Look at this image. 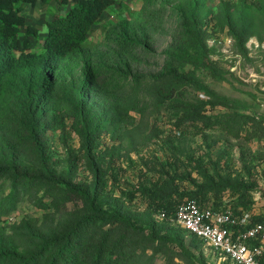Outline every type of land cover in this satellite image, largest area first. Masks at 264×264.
Wrapping results in <instances>:
<instances>
[{"label": "rangeland", "instance_id": "1", "mask_svg": "<svg viewBox=\"0 0 264 264\" xmlns=\"http://www.w3.org/2000/svg\"><path fill=\"white\" fill-rule=\"evenodd\" d=\"M122 2L106 12L87 44L106 52L108 41L102 27L115 26L120 18L130 21L131 31L137 33L142 42L140 55L133 59L131 75L139 79V85L131 78L133 83L125 91L124 104L130 121L127 124L113 122L112 108L110 111L98 108L93 113L96 125L102 129L98 132L99 145L93 153L101 160V178L105 180L104 187L98 190L99 204L111 210L117 208L144 228L149 226L150 220V228L155 227L168 239L162 246L157 244L144 253L138 251L136 264H233L207 242L175 229L155 210L162 200L175 209L181 202L193 198L198 187L216 186L217 190L210 197L206 195L205 200L216 215L234 210L236 201L242 199L241 214L237 216L240 227L264 221V6H261L264 2L196 0L207 49L211 50V57L219 68L216 72L204 67L196 70L190 64L175 67L190 79L200 81L222 100L185 85L178 87L176 95L167 98L166 93H160L164 89L162 85L152 79L167 71L169 56L184 33L191 0ZM26 8L23 14L29 24L33 20V25L44 29L43 11ZM244 33L245 51H240L237 35ZM24 35L23 32L21 39ZM31 40L32 51H37L44 36ZM163 85L166 87V83ZM28 104V99L26 103L13 97L4 99L0 160L7 154V147H17L23 166L35 170L39 165L32 145L21 144ZM65 104L60 98L49 106L45 115L49 129L44 141L52 152V163L66 176L71 165L62 143V131L57 127L65 118L68 144L79 152L73 167V182L78 188L94 193L96 174L88 155L80 152V138L71 130L74 119L68 117L70 109ZM156 188L161 190L159 201H154L153 197L152 191ZM35 198L25 196V202L5 219L12 236L13 229L26 228L25 220L30 221L31 229L37 233L31 239L26 231L18 232L17 238L25 247L21 249L33 247L43 237L61 231L65 224L62 219L74 213L73 206L67 204L68 213L60 210L46 219L45 213L33 205ZM77 200L74 196L76 209L85 210L84 201Z\"/></svg>", "mask_w": 264, "mask_h": 264}, {"label": "trees", "instance_id": "2", "mask_svg": "<svg viewBox=\"0 0 264 264\" xmlns=\"http://www.w3.org/2000/svg\"><path fill=\"white\" fill-rule=\"evenodd\" d=\"M38 1L0 0V118L6 97H13L18 101L23 99L24 103L28 99L23 123L25 135L21 144L32 145L39 165L35 170L23 166L17 147H7V154L0 160V264H136L138 251L144 253L150 247L157 244L162 246L169 241L155 227L150 228V220L149 226L144 228L138 224L139 221L117 208L111 210L99 204L98 190L104 187L105 180L101 178V160L93 156V153L99 145L98 132L102 129L96 125L93 113L98 108H107L109 111L112 108L115 114L113 122L127 124L130 121L124 104L127 95L125 91L133 83L131 78L134 84L139 85V79L131 75L132 62L140 55L142 42L138 34L131 31L130 21L120 18L117 25L102 27L108 41L106 52L102 53L96 46L93 48L87 45L106 12L122 5V0H72L69 11L46 22L44 29L29 24L23 14L26 6L35 7ZM51 1L41 0L43 4ZM191 5L179 45L169 56L167 71L152 79L162 85L164 89L160 93H166L167 98L176 95L178 87L185 85L196 87L213 99L222 100L200 81L194 77L190 79L178 70L187 64L196 70L204 67L216 69L217 72L219 68L218 62L211 57V50L207 49L205 31L198 21L199 6L196 0H191ZM23 32L25 35L21 39ZM40 35L44 36L41 51L34 52L31 38ZM244 36L245 33L237 35L240 51H245ZM145 42L148 43L147 40ZM176 65L179 68L176 69ZM73 81L76 84H72ZM171 86L173 87L169 91ZM60 95L70 109L68 117L74 119L71 130L80 138V152L86 153L92 163L97 192L93 190L94 193H90L78 188L73 182V167L79 152L68 144L65 118L58 122L57 127L62 131V143L71 165L67 175H62L52 163V152L44 141L49 129V122L45 123V115L49 106L60 99ZM21 107L25 110L23 105ZM215 190L216 186L207 189L198 187L197 192L192 195L194 197L189 200L196 201L203 208H210L205 202L206 195L210 197ZM160 191V188L152 191L154 201H159ZM27 195L36 197L33 205L45 213V218L56 215L60 210L68 213L70 204L74 213L71 217L67 214L62 219L65 224L61 231L51 237H43L33 247L21 249L23 246L22 241L17 238L18 232L26 231L31 239L37 233L31 229L30 221L25 220L26 228L13 229L15 234L12 236L5 219L25 202ZM74 196L77 201H84L85 210L76 209ZM242 201L238 199L234 210L229 209L236 218L241 214L239 207L242 206ZM183 202L172 209L171 203L162 200L155 211L163 214V218L172 223L175 229L186 231L174 222L177 209ZM257 223L264 221L252 225ZM243 229L244 227H237L235 232L239 233ZM189 234L201 240L196 235ZM179 243L183 245L182 242ZM250 245L261 244L254 241ZM259 261L264 264V256Z\"/></svg>", "mask_w": 264, "mask_h": 264}, {"label": "built area", "instance_id": "3", "mask_svg": "<svg viewBox=\"0 0 264 264\" xmlns=\"http://www.w3.org/2000/svg\"><path fill=\"white\" fill-rule=\"evenodd\" d=\"M162 217L165 216L162 214ZM174 222L210 244L233 264H262L259 259L264 256V223L236 233L235 228L240 227V221L232 211L216 215L211 208H203L193 200H187L178 207ZM254 241L261 245H250Z\"/></svg>", "mask_w": 264, "mask_h": 264}, {"label": "crops", "instance_id": "4", "mask_svg": "<svg viewBox=\"0 0 264 264\" xmlns=\"http://www.w3.org/2000/svg\"><path fill=\"white\" fill-rule=\"evenodd\" d=\"M30 7H32V6H30ZM71 7H72V0H67V1L66 0H52L51 3H49V4H43L41 2V0H39L37 5L34 8H38V9H41L43 11L42 17L44 18L45 23H46L48 21H51L56 16L65 15ZM27 9L28 8H25L24 12H26ZM32 21H31V23L33 25ZM28 22H29V20H28ZM40 49H41V47L39 48V50L34 51V52H40L41 51Z\"/></svg>", "mask_w": 264, "mask_h": 264}]
</instances>
